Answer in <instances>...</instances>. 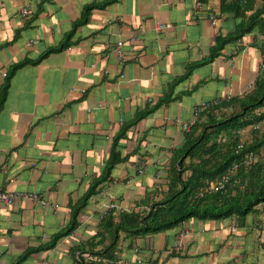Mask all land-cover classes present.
<instances>
[{
    "label": "crops",
    "instance_id": "1",
    "mask_svg": "<svg viewBox=\"0 0 264 264\" xmlns=\"http://www.w3.org/2000/svg\"><path fill=\"white\" fill-rule=\"evenodd\" d=\"M103 1L0 0V92L14 63L58 46L84 7ZM261 5L257 0L256 8ZM237 22L220 13L218 0H119L94 10L69 48L15 73L0 111V190L35 194L45 205L0 203V264H78V253L107 245L92 238L102 231L100 213L110 197L118 212H137L150 191L167 189L173 152L184 141L180 124L202 103L244 95L259 75L260 34L227 45L209 61L215 38ZM159 24L167 27L157 31ZM119 41L122 60L115 52ZM165 96L168 104L119 140L121 156L131 157L88 201L77 228L45 250L70 224L71 206L103 175L114 137ZM180 233L182 250L173 253ZM119 246L122 264H264V204L242 227L232 219L190 220L122 238Z\"/></svg>",
    "mask_w": 264,
    "mask_h": 264
},
{
    "label": "trees",
    "instance_id": "2",
    "mask_svg": "<svg viewBox=\"0 0 264 264\" xmlns=\"http://www.w3.org/2000/svg\"><path fill=\"white\" fill-rule=\"evenodd\" d=\"M117 1L119 0H105L85 6L80 19L73 24L58 46L47 49L35 60L26 59L14 63L4 76L0 111L6 100L10 81L18 70L27 65H38L49 55L69 48L73 45L75 32L89 22L94 10L104 9ZM199 1L208 3L211 0ZM218 1L220 13L229 15L238 22L232 32L215 38L209 61L219 57L227 45L235 44L248 35L260 34L264 37V0H261L260 8H256L257 0ZM258 47L263 54V46ZM188 74L189 71L185 77ZM169 96H165L152 108L138 113L133 122L124 126L114 137L103 175L90 183L79 204L71 206L70 224L53 238L50 245L45 246V250L52 249L58 240L77 228L78 216L88 201L98 194L101 185L112 180L114 167L131 157L121 156L120 153L119 140L124 138L127 129L159 106L168 104L171 100ZM197 108L196 106L193 111L195 122L188 132H184L183 143L173 152L166 175L167 189L157 193L150 191L138 203L140 210L137 212L121 211L115 214L116 212L111 211L103 216L101 212L99 225L102 231L92 239L98 238V243L107 245L100 252L78 253V264H117L122 252L120 239H137L166 232L190 220L209 222L232 219L237 220L239 227H242L246 217L254 214L264 204V159L259 158L260 151L264 148V72L259 71L258 77L244 95L210 102L206 109L194 116ZM250 155L258 157L257 161L249 164L247 159ZM233 165H238L234 178L240 182L242 189L236 187L229 196L213 192L198 197L200 189L220 179ZM88 243L92 244L91 241ZM176 244L177 242L175 246ZM181 250L173 248V253ZM30 254L31 251L25 252L18 262Z\"/></svg>",
    "mask_w": 264,
    "mask_h": 264
},
{
    "label": "built area",
    "instance_id": "3",
    "mask_svg": "<svg viewBox=\"0 0 264 264\" xmlns=\"http://www.w3.org/2000/svg\"><path fill=\"white\" fill-rule=\"evenodd\" d=\"M21 14L22 16L27 15L28 14L27 8L22 9ZM209 20L211 21L212 24H215L216 22V18L212 15L209 16ZM166 27L167 26L165 25L159 24L157 25L156 29L157 31H160ZM238 42L241 43V40ZM122 46H123V43L121 41L117 42L115 45V52L119 60L123 59ZM259 71L264 72V53L262 54L261 62L259 64ZM208 106H209V103H202L199 106H197L198 108L197 110H195L194 116H196L198 112L206 109ZM194 122H195V117L192 118V120L188 122L181 123L180 126H181L182 131L188 132ZM260 152L261 153L259 154V158L264 159V148ZM257 159L258 157H254L253 155H250L247 160H248V163L251 164L257 161ZM237 171H238V165H233L229 170L225 172V174L221 176L220 179L200 189L197 194L198 197H202L206 193H213V192H221L229 196L232 192H234L236 187H238L239 189H242V185L240 184V182L234 178V175ZM20 200H30L32 202L39 203L42 206L45 205V202L41 200L35 194H28L24 192H12L8 190H0V203L4 207L9 208L10 206H12V204ZM119 210H120L119 206L115 203L114 199L110 197V199H108L107 201V205H105V209L103 211L102 216L108 214L111 211L118 212ZM184 236L185 235L183 233H180L177 244L175 246V249L177 251L181 250L182 248V241H183ZM40 264H44V263L42 262ZM117 264H122V262L118 260Z\"/></svg>",
    "mask_w": 264,
    "mask_h": 264
},
{
    "label": "rangeland",
    "instance_id": "4",
    "mask_svg": "<svg viewBox=\"0 0 264 264\" xmlns=\"http://www.w3.org/2000/svg\"><path fill=\"white\" fill-rule=\"evenodd\" d=\"M165 29V28H164ZM163 30V29H162ZM161 31V30H160ZM253 82L250 83V85H252Z\"/></svg>",
    "mask_w": 264,
    "mask_h": 264
}]
</instances>
